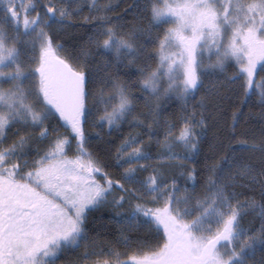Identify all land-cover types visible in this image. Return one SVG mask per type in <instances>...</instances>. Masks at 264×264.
Here are the masks:
<instances>
[{"label":"snow or ice","instance_id":"obj_1","mask_svg":"<svg viewBox=\"0 0 264 264\" xmlns=\"http://www.w3.org/2000/svg\"><path fill=\"white\" fill-rule=\"evenodd\" d=\"M0 264H264V0H0Z\"/></svg>","mask_w":264,"mask_h":264},{"label":"trees","instance_id":"obj_2","mask_svg":"<svg viewBox=\"0 0 264 264\" xmlns=\"http://www.w3.org/2000/svg\"><path fill=\"white\" fill-rule=\"evenodd\" d=\"M85 15H87V12L85 13ZM258 102H259V101H258V98H256V103H258ZM253 110H254V111H259L258 108H255V109H253ZM259 223H260V221H259L258 216H255V217H254V226H255V227H258V226H259ZM256 259H259V254H257Z\"/></svg>","mask_w":264,"mask_h":264},{"label":"rangeland","instance_id":"obj_3","mask_svg":"<svg viewBox=\"0 0 264 264\" xmlns=\"http://www.w3.org/2000/svg\"><path fill=\"white\" fill-rule=\"evenodd\" d=\"M254 217L255 216H249L246 218L245 223L249 226V227H255L254 226Z\"/></svg>","mask_w":264,"mask_h":264}]
</instances>
